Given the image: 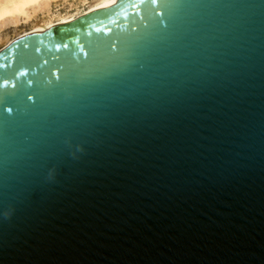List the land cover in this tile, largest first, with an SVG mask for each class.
I'll return each mask as SVG.
<instances>
[{"label": "water", "instance_id": "obj_1", "mask_svg": "<svg viewBox=\"0 0 264 264\" xmlns=\"http://www.w3.org/2000/svg\"><path fill=\"white\" fill-rule=\"evenodd\" d=\"M0 264H264V0H118L4 45Z\"/></svg>", "mask_w": 264, "mask_h": 264}, {"label": "rangeland", "instance_id": "obj_2", "mask_svg": "<svg viewBox=\"0 0 264 264\" xmlns=\"http://www.w3.org/2000/svg\"><path fill=\"white\" fill-rule=\"evenodd\" d=\"M110 2L109 0H30L21 12L0 17V49L19 35L33 30H43L55 23L68 22L83 13L109 6Z\"/></svg>", "mask_w": 264, "mask_h": 264}, {"label": "bare ground", "instance_id": "obj_3", "mask_svg": "<svg viewBox=\"0 0 264 264\" xmlns=\"http://www.w3.org/2000/svg\"><path fill=\"white\" fill-rule=\"evenodd\" d=\"M29 1L30 0H0V17L8 15V14H12V13L21 12L25 4ZM110 1L111 0H109V2ZM115 2L116 0H113L112 2L109 3V5H112Z\"/></svg>", "mask_w": 264, "mask_h": 264}, {"label": "snow or ice", "instance_id": "obj_4", "mask_svg": "<svg viewBox=\"0 0 264 264\" xmlns=\"http://www.w3.org/2000/svg\"><path fill=\"white\" fill-rule=\"evenodd\" d=\"M65 47H66V45H65Z\"/></svg>", "mask_w": 264, "mask_h": 264}]
</instances>
